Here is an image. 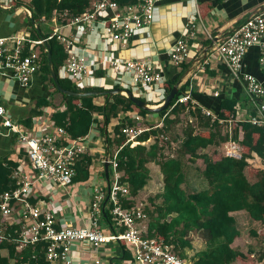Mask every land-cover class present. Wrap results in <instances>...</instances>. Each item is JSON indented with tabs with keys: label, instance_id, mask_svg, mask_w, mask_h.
<instances>
[{
	"label": "trees",
	"instance_id": "16d2710c",
	"mask_svg": "<svg viewBox=\"0 0 264 264\" xmlns=\"http://www.w3.org/2000/svg\"><path fill=\"white\" fill-rule=\"evenodd\" d=\"M92 3L93 0H32L27 8L37 24L51 22L56 15H65L60 17L61 22L63 18L68 21L86 12ZM35 24L30 26L36 41L50 38L52 33L39 34ZM48 45V49L44 44L40 45L41 52L37 53L40 55L43 84L54 91L49 98L37 99L28 118L20 121V124L32 128L34 118L42 116L44 110L54 108L52 122L65 128L73 140L85 139L91 131L98 129L99 136L106 137L110 157L116 155L118 171L122 174L121 182L130 189V199L123 200V207L143 205V238L173 246L175 253L191 264H257L264 259V255L257 260L251 256V252L243 253L232 247L240 237V231L231 213L245 211L264 226V127L236 121V99L225 98L220 101V109L213 120L200 108L194 109L190 102L176 104L175 98L168 111L159 113L165 116L160 127L155 128L145 122L153 113L139 109L123 95L104 96V105H98L97 97H70L58 92L51 75L47 50L50 51L53 67L64 90L91 92L105 89L80 87L75 80L62 77L61 70L68 58L66 48L56 38L48 40ZM29 47L27 46L24 55H28ZM176 84L177 82H166L161 87L168 95ZM186 85L179 90L178 95L188 92L190 86ZM56 94L62 99L59 104H55ZM197 95L192 91V96ZM141 100L145 101L143 98ZM130 112L137 113L143 122L125 117L115 126L113 136H109L107 126L111 121L118 119L122 113ZM184 125L186 127L180 136L181 145L176 152L178 156L167 157L164 151L172 149L175 143L173 140H178V137L171 138L169 133L172 131L174 134L178 126ZM126 126H149L150 130L137 138L140 144L131 147L126 143L127 138L122 132ZM229 143L241 148L242 159L225 156L224 147ZM210 148L214 150L210 151ZM26 155L23 151L16 159L9 156L0 158V195L15 189L12 176L20 168L23 156ZM25 161L28 162L27 158ZM199 161L202 162L203 171L198 167ZM92 164L91 155H83L77 162V175L72 184L88 183L92 178ZM150 164L160 168L163 175L162 190L149 196L148 200L140 201V194L151 180ZM193 165H197L195 170L206 184L202 190L195 192L186 183L191 177L187 172L193 170L190 169ZM105 219L111 220L109 209ZM251 236L264 243V230L260 234L252 232ZM196 240L206 242L208 249L193 255L191 252ZM121 245L123 251L120 255L123 261H131L133 249L123 242ZM5 250L8 251L7 254L3 252ZM44 254V244L30 246L21 253H17L10 243L0 244V264H46Z\"/></svg>",
	"mask_w": 264,
	"mask_h": 264
},
{
	"label": "built area",
	"instance_id": "2783aa9c",
	"mask_svg": "<svg viewBox=\"0 0 264 264\" xmlns=\"http://www.w3.org/2000/svg\"><path fill=\"white\" fill-rule=\"evenodd\" d=\"M162 1L164 0H138L135 3L120 5L113 0H98L83 14L63 21L66 27L74 31L79 30L80 35L84 32L94 35L105 44L125 46L138 31L152 24L156 8ZM53 38L62 43L68 53L62 68L64 76L84 87L83 83L90 74L91 66L94 65L78 52L76 35L68 37L57 29L46 40ZM195 38L196 26L193 25L169 52V59L174 66L180 67L189 61L191 41ZM42 44L43 41H34L27 35L0 37V74L9 73L11 78L24 86H29L33 75L40 70V55L35 51V47ZM216 45L214 51L228 63L236 78L240 77L242 61L252 47L260 48V65L264 69V13L249 18L224 40L218 39ZM27 46H30L29 53L24 55ZM110 65L112 71L118 75H126L135 87H158L166 83L162 71L146 60H113ZM243 80L247 93L257 108V114L245 120L237 117L236 121H246L264 127V103L258 102L264 98V86L252 75H244ZM192 91L191 86L188 92L177 95L176 104L190 102L195 109L197 104L193 100ZM215 96L218 97L219 93H215ZM200 109L208 117L216 119L211 111ZM0 119L4 128L17 135L28 160L27 165L20 166L12 176L15 180V189L0 195V244L10 243L17 253L30 246L44 244L46 264H75L77 258L85 257V251L76 257L74 248L77 246L91 250L97 257L93 259V264H102L100 251L107 244L121 242L131 247L134 252L133 259L126 264H191L179 257L173 246L159 240L143 238L142 224L145 220L141 209L143 205L123 207V200L130 199V189L121 182L122 174L118 171L116 155L110 157L108 153L104 160V164L109 163L111 173L110 195L105 209L104 203L109 189L103 184H95L91 193L89 224L76 226L63 221L61 217L63 206L35 197L33 189L38 183H48L66 193L77 175L75 169L77 162L83 155L89 154L87 138L73 140L65 128L58 127L53 122L50 129H45L42 134L37 135L24 129L21 124L13 122L8 116L7 108L2 104ZM149 130L144 127L126 126L122 132L127 138L126 143L135 147L140 144L137 138ZM224 154L238 160L243 156L241 148L231 143L225 145ZM27 169L32 171L31 175L27 174ZM32 199L37 201L33 202ZM107 209L110 210V224L112 223L115 228L108 235L104 233L100 223Z\"/></svg>",
	"mask_w": 264,
	"mask_h": 264
},
{
	"label": "crops",
	"instance_id": "0c3cea01",
	"mask_svg": "<svg viewBox=\"0 0 264 264\" xmlns=\"http://www.w3.org/2000/svg\"><path fill=\"white\" fill-rule=\"evenodd\" d=\"M31 1L0 0V37L27 35L36 41L30 26L33 24L32 13L27 8ZM95 1L93 0V2ZM137 1L116 0L115 2L120 5H127ZM262 9H264V0H164L156 8L152 24L138 31L125 46L105 44V42L97 40L94 35L84 34V32L80 35L79 30L74 31L72 28L66 27L64 21L61 22L58 19L53 21L56 16L51 22L35 24V28H39V34L43 33L44 35L54 33L57 29L68 37L73 34L76 35L78 52L94 65L91 66L90 74L83 83L84 87L113 90L119 86L120 89H129L134 96L145 99L150 107H159L167 97L161 86L135 87L126 75H118L114 70L113 72L110 65L113 60H146L162 71L166 82L179 83V90L186 83H188L186 87L192 86L193 92L198 93L196 97L193 96V100L197 104L195 107L209 110L215 115L220 109V101L225 98L236 99L238 101L236 107L238 118L245 120L254 113L257 114V108L247 93L243 76L252 75L264 86V69L260 65V48L256 46L248 50L242 61L240 77L238 78L233 75L228 63L214 50L218 39L224 40L249 18L264 13ZM59 16L62 17V15ZM193 25L196 26V38L191 41L190 59L182 66L176 67L169 59V52ZM43 27L45 28L43 29ZM212 45L213 50L208 51L207 59L197 66L196 61ZM35 51L41 52L40 45L35 47ZM99 75L102 76L99 77ZM61 76H64L62 70ZM86 82H88L87 85H85ZM53 91V88L44 86L40 70L33 75L29 86H24L11 78L9 73L0 74V104L7 108L8 116L18 124L28 118L29 111L37 99L49 98ZM215 93H219V96L216 97ZM258 102H264V98L259 99ZM96 103L104 105V96L97 97ZM53 112L54 108L44 110L42 116L34 118L32 128L21 125L25 127L24 129L40 135L45 129H50ZM164 116L162 114L149 115L145 122L150 126L154 125L155 128L156 126L160 127ZM125 117L133 121L139 119L137 113H122L118 119L112 120L111 124L107 126L109 136H113L115 126L120 124ZM138 121L143 122L141 118ZM99 135L100 131L95 129L87 136L88 151L93 161L92 178L88 183L72 184L66 193L63 190L53 188L48 183H38L33 189L35 197L48 203H60L63 206L61 213L63 221L76 226L89 224L88 214L92 202L93 186L103 184L108 187L104 173V160L109 153V146L106 143V137ZM23 151L17 135L4 128L2 119H0V158L9 156L11 159H16ZM25 158L23 156L24 161L21 162L20 166L27 165ZM194 166L197 167V165ZM198 167L203 171L204 167L201 161L198 162ZM27 174L31 175L32 171L27 169ZM161 183H163V175L159 166H156L155 170L151 169V180L144 191L150 195L157 194L162 190ZM186 183L193 192L200 191L206 186L205 181L198 175L191 176ZM199 185H202V189L196 188ZM32 201L36 202L37 200L32 199ZM231 216L235 218L237 228L240 231V237L237 238L232 247L243 253L251 252V256L255 259L264 255V243L261 242V239L251 236L252 232L260 234L264 230L262 222L253 220L245 211L233 212ZM100 223L107 235L115 230L111 225L112 223L110 224V220L105 219L104 216ZM207 249L206 242L196 240L193 242L191 253L194 255ZM74 250L76 257L85 251V257L77 258L75 264H93V259H97L86 247L82 249L77 246ZM121 251H123L121 244H107L99 253L102 264H126L127 261H123L120 255ZM3 252L8 253L7 250ZM262 261L259 260L257 264H262Z\"/></svg>",
	"mask_w": 264,
	"mask_h": 264
},
{
	"label": "water",
	"instance_id": "95a60500",
	"mask_svg": "<svg viewBox=\"0 0 264 264\" xmlns=\"http://www.w3.org/2000/svg\"><path fill=\"white\" fill-rule=\"evenodd\" d=\"M262 11L264 12V9H262ZM32 23L35 24L34 20L32 19ZM38 32L39 31V28ZM43 44L47 47V49L49 48L48 45V41L45 38H42ZM209 50H213V45L210 47V49L206 50L203 54V56L198 59L196 61L197 66H199L204 60L207 59L208 55V51ZM48 51V61H49V67H50V71H51V75L54 81V84L56 86V89L58 92H60L61 94L70 96V97H103V96H109V97H113L115 95H123L126 96L133 104H135L139 109L144 110V111H148L150 113L153 114H159L165 111H168L169 108L171 107L172 102L175 100L176 96L179 93V83H177L173 89L170 91V93L167 95L164 103L156 108L150 107L145 101L141 100L140 98L134 96V94L130 91V90H124V89H120V88H116L113 90H105V91H91V92H74V91H67L64 90L59 82V79L57 77V74L55 72V69L53 67V62H52V58H51V54L50 51ZM202 59V60H201ZM109 163H105L104 164V173H105V178L106 181L108 182V196L106 198V201L104 203V209L107 205V202L109 200V195H110V173H109ZM104 217H106V213H104Z\"/></svg>",
	"mask_w": 264,
	"mask_h": 264
},
{
	"label": "rangeland",
	"instance_id": "374dc122",
	"mask_svg": "<svg viewBox=\"0 0 264 264\" xmlns=\"http://www.w3.org/2000/svg\"><path fill=\"white\" fill-rule=\"evenodd\" d=\"M60 17L61 16H59V15H56V18H54V20L53 21H55L56 19H58V20H60L61 21V19H60ZM62 18V17H61ZM64 19V18H63ZM53 25V24H52ZM45 27H43V29H44ZM92 79V78H91ZM88 84V82H86L85 83V85H87ZM127 90H129V89H127ZM61 97L59 96V95H57L56 94V99H55V104H59L60 102H61ZM186 127V125H184V126H178L177 128H176V131L174 132V134H172V131L169 133V135H170V137L171 138H176V137H178L177 139V141L176 140H173L175 143H174V146H172V149H166L165 151H164V155H166L167 157H177L178 155L176 154V152L178 151V149H179V147H180V145H181V143H180V141H181V137L180 136H182V134H183V129ZM174 149H175V151H174ZM214 150V148H210V151H213ZM150 167H151V169L152 170H155V168H156V165H154V164H150ZM190 169H193L192 171L191 170H189L187 173H188V175L189 176H194V175H198V173H197V171L195 170L196 168H195V166L193 165V166H190ZM197 189H202V185H199L198 187H196ZM149 196H151L148 192H145V191H143L141 194H140V196H139V200L140 201H145L146 199L148 200V198H149Z\"/></svg>",
	"mask_w": 264,
	"mask_h": 264
}]
</instances>
